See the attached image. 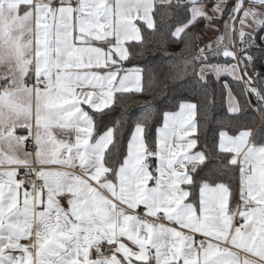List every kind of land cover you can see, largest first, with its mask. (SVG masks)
I'll return each instance as SVG.
<instances>
[{"label":"snow or ice","instance_id":"6c2138e0","mask_svg":"<svg viewBox=\"0 0 264 264\" xmlns=\"http://www.w3.org/2000/svg\"><path fill=\"white\" fill-rule=\"evenodd\" d=\"M210 11L201 0H0V177H6L0 264H240L233 249L245 253L243 264H264V122L233 135L222 129L218 148L229 158L210 169L212 155L197 135V103L181 101L179 112L164 114L153 150L146 136L152 102H145L126 155L113 152V128L93 136L94 117L82 107L102 116L156 84L155 69L124 66L134 55L125 45H144L146 29L161 34L162 47L169 37L184 46L169 54L181 55L183 70L166 80L194 78L207 95L210 75L218 81L230 73L245 94L257 96L255 110L264 118V93L253 86L264 85V73L255 69L257 54L264 56V36L257 43L264 0H212ZM201 20L207 30L223 20V32L199 48L193 29ZM186 49H194L190 57H182ZM220 55L232 63H210ZM245 101L233 97L229 113L244 115L252 107L247 95ZM56 128L74 131L75 142L57 139ZM29 138L34 152L25 148ZM149 158L157 160L154 169ZM54 166L78 167L79 174ZM22 168L43 183L16 180ZM25 185L31 191H23L21 204ZM33 225L34 241L21 243L33 236Z\"/></svg>","mask_w":264,"mask_h":264},{"label":"trees","instance_id":"16d2710c","mask_svg":"<svg viewBox=\"0 0 264 264\" xmlns=\"http://www.w3.org/2000/svg\"><path fill=\"white\" fill-rule=\"evenodd\" d=\"M156 18H159V13ZM205 24L206 22L201 20L196 28L193 29L198 34V37L200 30ZM217 31L220 36L223 32V20L219 21ZM263 34L264 28L260 29L257 34V43L260 42L259 37L263 36ZM142 36L146 38L144 45L137 42H129L126 44L127 47H130V51L134 55L130 61L124 62V66L129 69L136 66L155 69L157 73L156 84L144 94L121 98L115 106L106 109L102 116L88 108L87 111L94 117L95 131L93 136L102 134L108 128H113L115 141L113 152L126 155L129 137L135 127L136 121L142 117L144 103L152 102V115L147 123L146 136L150 148L155 150L157 146V131L163 122L164 114L177 110L181 101L194 102L198 104L200 109L197 117V135L200 137L199 144L205 145L206 143L207 149L212 155L213 162L209 165V168H220L221 166L216 162L221 159H227L229 156L228 154H221L219 152V132L223 129L227 130L230 135H233L245 124L250 125L253 131H255L264 122V118L261 117L260 113L253 106L257 104V96L251 93L245 94L243 92L244 85L238 83L229 74L220 75L218 81L215 75H210L208 77L207 95L201 91L200 86L191 77L170 83L165 79V76L169 73L173 76L177 75L183 70V66L181 64V55L173 57L169 54H180L181 49L184 47L183 44L171 42V37H169L170 42L166 47H162L160 43L161 34L159 32L152 33L146 29L142 30ZM208 43H200L198 38L195 41V47L202 48ZM142 48V54L137 55L136 53H140ZM193 52L194 49H186L182 53V57H190ZM210 63L229 64L232 61L220 55L213 57ZM170 64L175 65V67H169ZM255 69L256 71L264 73V56L257 54ZM225 83L230 86L231 92L224 87ZM166 84L167 87H165ZM253 86L260 88L261 92L264 93V85L257 83ZM228 93H231L242 106L246 103L245 95H247V101L251 103L252 107L247 108L244 115L234 116L230 114L227 105ZM148 163L154 169L157 160L155 158H149Z\"/></svg>","mask_w":264,"mask_h":264},{"label":"crops","instance_id":"0c3cea01","mask_svg":"<svg viewBox=\"0 0 264 264\" xmlns=\"http://www.w3.org/2000/svg\"><path fill=\"white\" fill-rule=\"evenodd\" d=\"M201 2H202L204 5L212 6V1H211V0H201ZM135 22L137 23L138 27L141 26V25L143 24L142 21H135ZM203 28H204V27H203ZM216 34H217V35H215V36H213V37H211V38H207V39H205V40H204V43H206V42H215L216 39L219 37V34H218L217 29H216ZM263 36H264V34H263ZM125 46H126V45H125ZM126 47H127V46H126ZM0 71H3V69L0 68ZM231 97H232V96H231ZM229 99H231V100H229ZM231 101H232V98L228 97V101H227L228 109H229V106H230L229 103H231ZM188 102H190V101H188ZM82 107H84L85 110L88 109V106H86V105H82ZM177 112H179V107L177 108V110L173 111V113H177ZM162 126H163V122H162V124L159 126V128H161ZM159 128H158V129H159ZM134 129H135V127L133 128V131H132V133H131V135H130V137H129V140L131 139V136H132V134H133V132H134ZM54 133L56 134L57 139L68 140V141L71 142V143H74V142H75V132H74V131L71 132V135H68V134H66L63 130H60L59 128H56V129H54ZM103 133H104V132H103ZM17 135L25 136V135H27V132H26V131H20V130H17ZM158 135H159V133H158V131H157V138H158ZM129 140H128V142H129ZM91 142H92V141L90 140V143H91ZM127 145H128V143H127ZM25 148H26V150H27L28 152H31L30 149H29V147H28V144L25 145ZM62 151H63V150H62ZM126 153H127V149H126ZM35 165H36V164H35ZM36 166H37V168L39 167V165H36ZM3 170H4V166H0V171H3ZM54 170H64V171L75 172V173L79 174V168H78V167H77V168H70V167L54 166ZM150 170H151V169H150ZM26 171H27V169H23V168H22V169H19V170H18V175L15 177V179L19 181L18 176H19L20 174H22V173H25ZM0 179H6V177H0ZM238 182H239V170H238V168H237V183H238ZM149 183H150V186H151L154 182L150 181ZM25 190H26V191H31V185H25L24 188L20 190V191H21V197H20L21 204H22V201H23V195H22V193H23V191H25ZM45 192H46V189H45ZM42 199L45 201V204L40 205V206L38 207V209H37L38 211H39V210H43V208H44L45 205H46V199H47V198H46V195L42 196ZM58 199L60 200L61 205H63L65 208L68 207V204H67V200H66V198H64V197H59ZM236 205H237V211H239L240 208L238 207V205H239V196H238V195H237ZM144 211H145L144 206L141 205L140 208L138 209L139 214H143ZM236 218H237V217H236ZM235 220H236V219H235ZM235 220H234V225H236V226H238L239 224H242V223H243V220H242L239 216H238V220H239V222H238V223H237V222L235 223ZM171 226H172V225H171ZM175 226H176V225H174L173 227H175ZM34 232H35V225H33V236H32L30 239H24V240H22L21 243H24V244L32 243V242L34 241V239H35ZM197 239H198V237H197ZM124 242H125L126 244H128L130 247H132L131 242L127 241L126 238H124ZM224 246H228V245H224ZM233 251H237V252H239L240 264H243V259H244V257H245V253H244L243 251H241V250H238V249H233ZM15 254L19 255L20 253H19V252H16ZM181 264H182V261H181Z\"/></svg>","mask_w":264,"mask_h":264},{"label":"built area","instance_id":"2783aa9c","mask_svg":"<svg viewBox=\"0 0 264 264\" xmlns=\"http://www.w3.org/2000/svg\"><path fill=\"white\" fill-rule=\"evenodd\" d=\"M235 39H237V37L234 36V40H235ZM239 47H241V45H240L239 43L235 44V48H239ZM235 48H234L233 50H235ZM253 106H254V108H256V105H253ZM27 144H28V147H29L30 151H31V152H34V151H35V147H34V145H33V143H32L31 138H29ZM32 168L35 169V168H37V166H36L35 164H33V165H32ZM18 179H19V180H21V179H30V180L35 181L37 185L43 183L42 180H40V179L37 178V176H36V174H35L34 171L32 172V174H31L30 176H27V177L25 176V173H22V174H20V175L18 176ZM236 222H237V223L239 222V220H238V216H237V218H236V220H235V223H236ZM172 226H174V225H172ZM199 238H200V237L198 236V239H199ZM102 251H103V255H104V256H108V255H110V253H111L110 246H108V245L105 243V244L103 245V249H102ZM90 254H91V258H92V259L97 258V254H96V252H95V249H90Z\"/></svg>","mask_w":264,"mask_h":264},{"label":"rangeland","instance_id":"374dc122","mask_svg":"<svg viewBox=\"0 0 264 264\" xmlns=\"http://www.w3.org/2000/svg\"><path fill=\"white\" fill-rule=\"evenodd\" d=\"M211 1H212V0H211ZM205 7H206V9L209 10V14H212L211 11H210V9H211L212 6H207V5H205ZM215 35H217V34H216V29L207 30V29L205 28V26H204V28H202V29L200 30V32H199V41H200V43H203L205 39H207V38H211V37H213V36H215ZM233 39H234V37H233ZM227 64H228V63H227ZM229 64H230V63H229ZM223 74H229V75H231L230 73H221L220 75H223ZM231 76H232V75H231ZM231 96H232V97H231ZM228 97L233 98V95H232L231 93H228ZM229 100H231V99H229ZM229 104H230V103H229Z\"/></svg>","mask_w":264,"mask_h":264},{"label":"water","instance_id":"95a60500","mask_svg":"<svg viewBox=\"0 0 264 264\" xmlns=\"http://www.w3.org/2000/svg\"><path fill=\"white\" fill-rule=\"evenodd\" d=\"M255 87V86H254ZM256 96V95H255Z\"/></svg>","mask_w":264,"mask_h":264}]
</instances>
